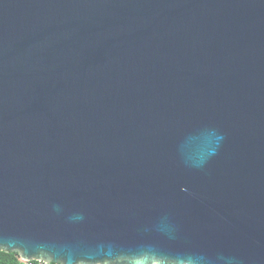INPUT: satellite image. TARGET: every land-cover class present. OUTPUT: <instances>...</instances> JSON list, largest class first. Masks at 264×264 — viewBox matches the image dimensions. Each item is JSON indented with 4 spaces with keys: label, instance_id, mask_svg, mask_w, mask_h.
Segmentation results:
<instances>
[{
    "label": "water",
    "instance_id": "95a60500",
    "mask_svg": "<svg viewBox=\"0 0 264 264\" xmlns=\"http://www.w3.org/2000/svg\"><path fill=\"white\" fill-rule=\"evenodd\" d=\"M0 250L264 264V0H0Z\"/></svg>",
    "mask_w": 264,
    "mask_h": 264
},
{
    "label": "trees",
    "instance_id": "16d2710c",
    "mask_svg": "<svg viewBox=\"0 0 264 264\" xmlns=\"http://www.w3.org/2000/svg\"><path fill=\"white\" fill-rule=\"evenodd\" d=\"M0 264H59V263H44L39 261H22L19 255L15 252H4L0 250Z\"/></svg>",
    "mask_w": 264,
    "mask_h": 264
},
{
    "label": "snow or ice",
    "instance_id": "6c2138e0",
    "mask_svg": "<svg viewBox=\"0 0 264 264\" xmlns=\"http://www.w3.org/2000/svg\"><path fill=\"white\" fill-rule=\"evenodd\" d=\"M27 254V253H26Z\"/></svg>",
    "mask_w": 264,
    "mask_h": 264
}]
</instances>
